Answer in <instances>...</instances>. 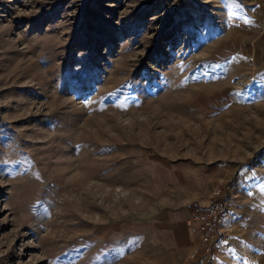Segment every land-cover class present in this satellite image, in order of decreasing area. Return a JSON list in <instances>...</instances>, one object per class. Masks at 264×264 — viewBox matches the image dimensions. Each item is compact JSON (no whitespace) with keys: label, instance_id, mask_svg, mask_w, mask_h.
I'll return each mask as SVG.
<instances>
[{"label":"rangeland","instance_id":"rangeland-1","mask_svg":"<svg viewBox=\"0 0 264 264\" xmlns=\"http://www.w3.org/2000/svg\"><path fill=\"white\" fill-rule=\"evenodd\" d=\"M198 168L264 264V0H0V264H186Z\"/></svg>","mask_w":264,"mask_h":264},{"label":"built area","instance_id":"built-area-1","mask_svg":"<svg viewBox=\"0 0 264 264\" xmlns=\"http://www.w3.org/2000/svg\"><path fill=\"white\" fill-rule=\"evenodd\" d=\"M229 216L230 199L221 187L214 189L209 200L192 208L186 222L196 241L186 264H216L233 235Z\"/></svg>","mask_w":264,"mask_h":264},{"label":"crops","instance_id":"crops-1","mask_svg":"<svg viewBox=\"0 0 264 264\" xmlns=\"http://www.w3.org/2000/svg\"><path fill=\"white\" fill-rule=\"evenodd\" d=\"M193 170L194 169H190L188 173L185 174V178H183L184 180L182 181L184 184V188L182 190V193L179 199L180 201L178 205H176L175 210L174 209L172 210V213L174 214L175 219L179 220L182 223V225L185 227L183 234L181 235L178 232L177 228H173L171 225L168 226V233L174 239V243L176 244L178 241H180L181 243L180 245L188 251L190 250L192 245L195 243L196 235L190 231L186 220L194 204L196 205L197 203H204L208 200V196L210 195V193L208 194L207 197H205L206 196L205 193L210 189V187H213L212 183H210L209 181V178H210L209 171L202 170L200 168H198L196 171H193ZM195 174L197 175L196 178H195ZM186 175H188L187 178H186ZM229 223L232 224L230 222V216H229ZM171 227L173 229H170ZM230 243L231 241L226 246L223 255L229 248ZM223 259H225V256L223 258L222 257L218 258L216 261V264H224V262H222Z\"/></svg>","mask_w":264,"mask_h":264}]
</instances>
